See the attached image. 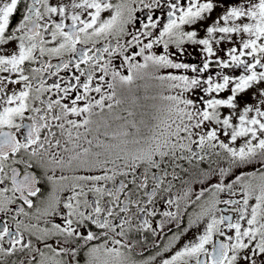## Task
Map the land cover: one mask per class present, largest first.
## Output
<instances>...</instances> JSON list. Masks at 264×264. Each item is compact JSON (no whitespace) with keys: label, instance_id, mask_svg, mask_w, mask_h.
I'll use <instances>...</instances> for the list:
<instances>
[{"label":"snow or ice","instance_id":"6c2138e0","mask_svg":"<svg viewBox=\"0 0 264 264\" xmlns=\"http://www.w3.org/2000/svg\"><path fill=\"white\" fill-rule=\"evenodd\" d=\"M166 233L150 261L264 264V0H0V264Z\"/></svg>","mask_w":264,"mask_h":264},{"label":"flooded vegetation","instance_id":"af4514ba","mask_svg":"<svg viewBox=\"0 0 264 264\" xmlns=\"http://www.w3.org/2000/svg\"><path fill=\"white\" fill-rule=\"evenodd\" d=\"M188 52L189 55L186 56L185 59L190 63L198 62L199 56L196 55L195 51L191 47H189ZM170 235V233H166L161 237H153L150 235L146 243H143L135 249L133 252V259L137 261V264H145L146 261L148 264H159V256H157V259L154 262L150 261L149 258L156 256L158 252L162 251ZM154 244H158V247L154 246ZM85 259L86 257L82 253L80 257L81 264H85Z\"/></svg>","mask_w":264,"mask_h":264}]
</instances>
